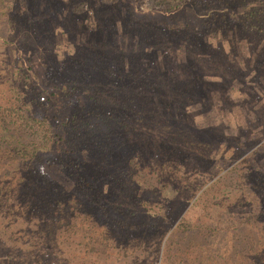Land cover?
Returning <instances> with one entry per match:
<instances>
[{"label":"rangeland","instance_id":"1","mask_svg":"<svg viewBox=\"0 0 264 264\" xmlns=\"http://www.w3.org/2000/svg\"><path fill=\"white\" fill-rule=\"evenodd\" d=\"M8 1L0 11L1 103L15 64L10 59L19 60L28 76L56 75L62 83L76 74L78 105L88 66L102 74L125 61L128 73L152 70L149 81L165 88L160 99L177 118L169 127H139L138 137L126 130L132 141H144L134 154L115 135L124 157L116 155L103 167L89 162L86 172L70 168L66 182L77 178L81 186L66 188L62 205L69 208L54 199L46 207L48 221L64 224L59 234L43 232L45 220L40 224L34 208L31 217L28 211L1 215L0 264H183L194 255L201 256L194 264H215V254L218 264H264V0H181L175 10L165 7L178 0H136L139 10L160 13L148 14L143 25L128 12L130 0ZM233 5L238 18L230 16ZM207 9L214 13L209 19L203 17ZM166 77L172 81L162 83ZM187 118L194 122L193 139L180 127ZM160 140L165 144L159 157L139 152ZM124 163L127 171L121 170ZM134 171L142 176L131 179ZM147 173L160 183L149 185ZM84 205L87 219L78 210ZM70 210L87 223L69 224ZM186 213L188 221L181 223ZM135 215L146 220L129 229L125 219ZM215 244L220 248L205 254Z\"/></svg>","mask_w":264,"mask_h":264},{"label":"trees","instance_id":"2","mask_svg":"<svg viewBox=\"0 0 264 264\" xmlns=\"http://www.w3.org/2000/svg\"><path fill=\"white\" fill-rule=\"evenodd\" d=\"M180 1H173L171 5L165 7V10L181 8ZM8 6V0H0V11L3 12ZM43 6L45 7L46 4L42 5L41 10L44 9ZM225 8L226 6L223 7L224 12H226ZM231 10L230 16L238 18L234 5L231 6ZM158 11L157 9L139 10L137 1L130 0L128 12L132 13L135 19L138 18V24L140 25L146 24L147 19L150 20L148 14L150 18L153 15H160ZM211 16H214L212 9H207L203 17L209 19ZM221 17L224 18V13L221 14ZM251 25L256 29H261L259 25L255 26L252 23ZM126 41L128 42V38ZM135 44H138V41ZM129 45H132L131 38ZM148 56V60H150V55ZM10 60L16 65L14 64L11 67L8 75L5 103L0 102V217L4 214L6 216V212L8 216L24 212V216H26L27 211L28 217H31L30 211L34 208V210H37L36 219L41 220L40 224L45 220L43 232H46V234L51 232L57 235L61 232V227L64 224L60 225L56 221L50 222L52 216L47 213L46 207L53 206L52 200L54 199L62 206V209L64 207L69 208L67 205H62L65 203L63 196L66 188L71 187L72 191H75L74 186H81V182L77 178H73V182H66L70 178V172H68L70 168L77 172H86V165L89 162L103 167L104 163L112 162V157L116 155L123 156L126 152L125 147L131 149L134 154L135 145L139 144L141 146L144 141L141 143L132 141L126 135V130H128V134L132 131V135L135 133V137H138L140 134L139 127L149 128V123L157 124L158 122H165L164 125L169 127L170 124L176 122L177 116H175L174 110L170 111V103L166 105L167 110L164 108L165 101L160 99V95L162 90L165 91V88L160 89L149 81L152 70H148V67L144 69V66H142V69H137V71L135 69L136 74H132L131 70L130 73L126 71L125 61L123 63L124 67L122 61H120V66L118 63L109 66L105 68L104 73L99 74L94 71L95 64L88 66V80L82 82L84 86L81 88V91H85L84 94L82 93L83 104L78 105V101L73 99V94L76 93V87L78 86L76 74H74V77H68L60 83L57 82L56 75L49 78L34 71V75L30 74L28 76L27 73L20 71L19 60ZM154 61L156 60L154 59ZM146 66H148L147 63ZM118 69L120 70L118 71ZM68 79L72 85H69ZM95 81H97L96 84ZM170 81L172 80L166 77L161 82L167 84ZM73 90H75L74 93ZM190 103H192L191 100ZM190 103L187 101L184 105ZM192 106H194L193 103ZM76 110L79 113H76L78 112ZM188 120L187 118V121L180 127L183 133L184 130L189 132L190 139H193L194 122H191V119ZM115 135L121 136L120 139L124 148ZM147 136L150 144H154L152 134ZM186 136L188 137V135ZM205 136L206 134H204ZM227 136H216V138L220 140L221 137L228 138ZM163 144H165L164 141L160 140L154 146H139L138 150L139 152L146 151L152 158H156L160 156L159 153H161V145ZM170 145L167 143L164 147L168 149ZM100 149L104 153L99 152ZM93 153L96 154V157L93 156ZM80 155H83V159H80ZM126 156L128 155L126 154ZM174 157H176V153ZM133 159V155L129 156V160L126 157L129 167L134 165L132 164ZM162 162H165V160L162 159ZM121 170H128L126 163H124ZM135 174L142 176L138 171H134L130 178L135 179ZM147 174L144 175L149 181V185H156V181L160 183V179L155 180L152 178L154 175ZM66 183H69V185ZM30 193L35 194V201L33 197L30 198ZM145 194L150 196L151 192ZM72 202L78 203L77 201ZM82 203L88 206L89 215L91 202L86 199V202ZM86 205L78 208L80 212L84 211V215L87 211ZM65 211L62 212L63 215H65ZM69 212L72 213L71 210ZM188 213H186V216H182L181 223L188 221ZM84 215L81 219L80 215L75 213L70 217L68 223L73 225L72 223L75 222L74 224L81 227L87 223V221L85 223ZM88 215H86V219ZM48 216L50 221H48ZM99 216L102 218V215L99 214ZM109 218L108 220L105 218L104 222L109 223ZM122 218V215H119L116 222ZM144 220H146L145 216L141 215L125 219L130 223L129 229L141 226L145 222ZM40 229H42V226H40ZM40 229L38 230L40 231ZM219 248L220 246L215 244L205 254ZM216 256V254L211 255V261L218 264L217 258L220 256L217 258ZM190 257L188 256L183 264H194L196 259L200 260L201 258L200 255L198 257L194 255V258ZM247 258L252 259L254 257L248 255Z\"/></svg>","mask_w":264,"mask_h":264}]
</instances>
